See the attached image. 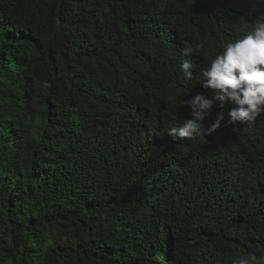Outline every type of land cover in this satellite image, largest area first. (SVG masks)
Listing matches in <instances>:
<instances>
[{
	"label": "trees",
	"instance_id": "obj_1",
	"mask_svg": "<svg viewBox=\"0 0 264 264\" xmlns=\"http://www.w3.org/2000/svg\"><path fill=\"white\" fill-rule=\"evenodd\" d=\"M261 22L264 0H0V264L264 256V111L209 132L234 105L200 82ZM197 94L202 134L168 135Z\"/></svg>",
	"mask_w": 264,
	"mask_h": 264
},
{
	"label": "clouds",
	"instance_id": "obj_2",
	"mask_svg": "<svg viewBox=\"0 0 264 264\" xmlns=\"http://www.w3.org/2000/svg\"><path fill=\"white\" fill-rule=\"evenodd\" d=\"M191 49H185V54ZM193 65L182 62L181 69L186 78H192L189 71ZM200 82L205 90L214 92V100L234 105L225 120L223 113H219L211 125L209 132L237 122H254L256 117L264 111V22L257 23L246 35L223 46L222 54L218 55L208 68L200 73ZM213 99L197 94L183 104L190 106L191 119H187L179 128H172L168 135L179 136L195 140L202 132L201 122L213 106ZM255 264H264V256L251 258ZM239 264H251L248 259H240Z\"/></svg>",
	"mask_w": 264,
	"mask_h": 264
}]
</instances>
